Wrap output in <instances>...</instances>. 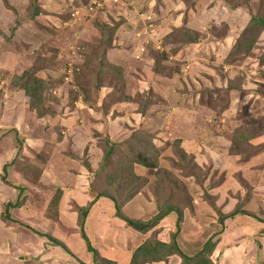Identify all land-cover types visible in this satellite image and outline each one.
<instances>
[{"label": "rangeland", "instance_id": "obj_1", "mask_svg": "<svg viewBox=\"0 0 264 264\" xmlns=\"http://www.w3.org/2000/svg\"><path fill=\"white\" fill-rule=\"evenodd\" d=\"M25 71L42 81L41 102L31 104L14 78ZM75 108L66 122L55 117ZM261 136L264 0H0V155L7 161L0 187L3 176L15 184L0 191V224L17 244L2 237L0 250L11 252L12 264H49L52 255L33 258L53 244L48 236L80 251L77 209L93 207L107 223L98 238L84 232L101 257L118 259L127 239L118 237L111 199L97 196L121 203L138 193L152 208L143 202L134 219H151L157 204L176 205L181 252L199 256L191 264H218L214 245L251 196L248 161L263 148L251 141ZM107 143L113 152L100 169ZM142 150L156 167L135 166L141 180H122L127 164L115 159L131 161ZM253 170H264V160ZM65 191L72 196L62 200ZM104 199L109 204L100 205ZM169 214L174 233L177 215ZM154 228L142 239H158ZM163 262L190 264L176 252Z\"/></svg>", "mask_w": 264, "mask_h": 264}, {"label": "crops", "instance_id": "obj_2", "mask_svg": "<svg viewBox=\"0 0 264 264\" xmlns=\"http://www.w3.org/2000/svg\"><path fill=\"white\" fill-rule=\"evenodd\" d=\"M81 111L79 112L81 113ZM76 112H78V109L75 108L74 111L68 110L66 112H60L62 114L57 113L56 115L55 114L54 115L55 117H58L61 120V122H66L67 120H69L68 118H70V115L73 114L75 115ZM109 127L113 128L112 123H110ZM82 128L83 131L87 134L86 132L87 125L85 124L82 125ZM68 131L70 132L71 130ZM72 132L75 137L80 138L76 134H74L73 130ZM106 133L108 132L106 131ZM90 136L91 135H89L88 137L85 135L82 136L81 137L83 139L82 144H90L92 141L91 138L92 136L91 137ZM74 141L76 142L77 139ZM251 142L256 143V145L261 144L263 147L261 152L252 155L248 161L249 168L251 170L250 172L251 196L246 198L244 197L245 201L243 200V205H242L243 208H240L238 212L232 214L233 217L231 219H227L226 225L224 226V229L220 233L218 240L214 245V251L216 252V254L213 255L214 257L212 256V259L215 260L216 257L218 256V264H264V170H262L261 172H257L255 174L253 170V167H255L256 163H259L260 161L264 160V138H262L261 136L258 139ZM91 149L92 146L88 151L89 153ZM6 162H7L6 159H3V155H0V170L2 167V170L5 171V167H4L5 165L3 164H5ZM91 163L92 162L90 160V165H89L90 168L91 169L95 168L96 165H94L93 163L92 165ZM78 176H80V174ZM1 178L2 180L6 179V181H3L5 183L1 184L2 187H0V191L4 190L3 192H6L5 188L7 187L11 188L9 184L15 185L14 183H8L7 181L9 180H7L5 176ZM19 191H21V189ZM70 194L72 196V193ZM70 194L69 193L67 194V191H65L62 200L66 199L67 198L66 196H70ZM77 198L79 197H76L75 199H73V201L75 200L79 201ZM106 202L108 203V201L104 199L103 202H100V205L106 204ZM143 202L149 204L150 209L152 208V203L149 202L144 195L138 193L134 195L131 199H129L128 202H126L122 206V211L126 216H130L132 218H139L140 214L143 212V210H145V205L143 204ZM93 208L88 214V216H86L87 218L84 221V228L86 234L87 231L88 232L92 231L93 234L95 235V238H98L97 236L98 231L102 232L103 231L102 227L105 226L107 222H104L105 216L102 213L96 212V210H94ZM153 208L155 209L156 205ZM113 212H114V208H113ZM242 212L246 214H242ZM173 217L174 216L172 214L165 216L160 222V224H158L154 228V230L160 229V231L157 233V237L158 240L163 243H167L169 241L170 238L169 236L170 233L172 232V227H173L172 224V221H174ZM113 219L114 222L118 224L117 228L119 229L118 232L119 234L118 237L120 236L119 239L121 238L127 239L126 241H122L124 244H122L121 248L119 249L120 253L118 254V256L120 259L114 257L113 260L114 262H116L115 264H119L120 260H122V263L120 264H128L132 252L141 244V241L144 239H142L141 234H138L132 231L130 228H128L122 220L118 218H113ZM89 222L91 223L95 222V227H92L91 223L89 225ZM10 231H13V229L10 228V226L6 224L5 225L0 224V240L2 239V237H4L6 239V242H8V240L10 241V238L12 237L11 234L13 233V232L10 233ZM7 236L9 237V239ZM110 238L112 239L113 237L110 236ZM61 240L65 243V247L68 249V251L71 254L62 250L60 246H55L52 244L50 247L49 245L48 246L45 245L46 248H44V244H42L41 248L40 247L36 248L37 254L33 258L34 259L38 258V256L43 257V258L39 257L41 263V261H44V259L47 258L49 255H52L49 264H78V261L80 264L81 263L92 264L90 261V255H89L90 253L84 250V242L82 241V239H80L81 242L79 240V242L83 244L80 251H76V249L74 248V244L70 243L68 240H63V239ZM16 242H18V240H16ZM176 242L179 245L180 242L178 238H176ZM95 243H96V239H95ZM8 244L10 245L9 247L17 245L14 242L12 243L11 241L10 243L8 242ZM10 254L11 252L8 251L5 247L2 250H0V264H12V258ZM21 256H23L22 261H26L27 259L26 256L28 255L25 254V256L24 255ZM31 258L28 260H32ZM154 264H164V262L160 261Z\"/></svg>", "mask_w": 264, "mask_h": 264}, {"label": "trees", "instance_id": "obj_3", "mask_svg": "<svg viewBox=\"0 0 264 264\" xmlns=\"http://www.w3.org/2000/svg\"><path fill=\"white\" fill-rule=\"evenodd\" d=\"M30 71H25L23 72L20 76L16 77L14 76L15 79H18L21 84H22V88L25 91V94L30 98V103L34 104L35 102H41V96L39 95L40 91V87L42 85V81L34 78L32 79V81H29L30 78ZM13 83V82H12ZM39 92V93H38ZM178 141V140H177ZM107 151L104 152L101 160H100V164L99 168H104L105 166H108V162L110 160V157L112 155L113 152V147L114 144H109L107 143ZM145 154H148V152H146L145 150H142L141 153L137 152V156L134 157L131 161H126L125 158L121 157L120 159H115V162L120 163V165H125L127 164V168H123L122 173L120 174L121 177H123L122 180H126L125 178L127 176H130L132 179H136V180H141L140 177H136L134 174L135 173V166H142L144 168H151V167H156V163H147V160L145 156ZM139 176V175H138ZM21 192V191H20ZM97 197H107L109 199H111V201L114 204V210H115V217H117L118 219L122 220L125 225L130 228L132 231L138 233V234H146L147 231H149L150 229L154 228L155 226L158 225V222L166 215H168L171 212H174L177 215V220L175 223V227H176V231L174 233L170 234V239L169 242L167 243H163L161 241H159L158 239H154L153 241L149 240V237L146 238L144 240L143 243H141L133 252L131 255V258L129 260L128 264H149V263H153V262H160L163 261L167 255L176 252L180 257L183 258L184 263L187 261L190 264L192 263V261H194L196 258H198L197 256H190L188 257L187 255H185L184 253L181 252V250L178 247V244L176 242V235L179 233L180 230V223L182 221V210L181 208L176 207V205H168V206H160L157 204L156 202V209L158 210L157 214L155 216H153L151 219L147 220V221H143V220H139V219H134V218H130L126 215H124L122 213L121 207L129 200L132 198V195H129L127 198H125L121 203H118L115 198L110 197V196H106L103 194H100V196ZM18 206V203L16 202L15 204H7V206L5 207V212H6V216L8 215V208H14ZM78 219H77V225L79 227V231L81 234V237L86 245L87 251L89 253H91L92 255V263H98L101 262V264H115L114 261L108 260L104 257H101L97 250L94 249L91 244L90 241L88 240V237L86 236L85 232H84V221L85 218L87 216V211L88 208H78ZM237 211H234L233 214H235ZM242 214H246L244 212H242ZM223 218H220V221L222 222ZM41 236H45L44 234H42ZM48 239L53 243V245L55 246H60L64 251H66L67 253L71 254L68 249L64 246V244L60 241H58L57 239L48 236ZM210 247H213V243H211L209 240L205 243V245L203 246L204 250L207 251L210 249ZM199 259V258H198ZM201 261H204L203 259ZM84 264V263H81Z\"/></svg>", "mask_w": 264, "mask_h": 264}]
</instances>
